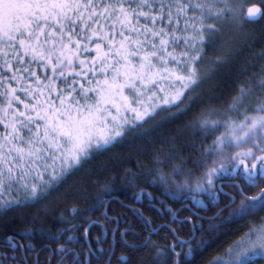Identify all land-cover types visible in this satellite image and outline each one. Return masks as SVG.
I'll return each instance as SVG.
<instances>
[{
    "label": "snow or ice",
    "instance_id": "snow-or-ice-1",
    "mask_svg": "<svg viewBox=\"0 0 264 264\" xmlns=\"http://www.w3.org/2000/svg\"><path fill=\"white\" fill-rule=\"evenodd\" d=\"M257 20L250 0H0V264H186L209 205L208 231L245 229L213 264H264ZM80 172L83 205L50 220Z\"/></svg>",
    "mask_w": 264,
    "mask_h": 264
},
{
    "label": "trees",
    "instance_id": "trees-1",
    "mask_svg": "<svg viewBox=\"0 0 264 264\" xmlns=\"http://www.w3.org/2000/svg\"><path fill=\"white\" fill-rule=\"evenodd\" d=\"M251 3L256 5L264 4V0H250ZM249 32H254L257 36H264V20H257L252 23L248 27ZM260 47V44H257V49ZM245 57L241 58V62ZM235 68L231 70V73L234 74ZM222 79L225 81V91L227 90V86L232 83L231 74L228 70H225ZM119 151V150H117ZM106 159V157H97L96 160L92 162V164L88 165L84 171H87L88 168L94 167L99 161ZM134 163V161L132 162ZM131 166V165H126ZM84 175V172L77 173L75 176L68 179V181L59 189V192L56 193V196L53 197V202L47 205L49 211L50 220L55 217L58 218L61 213L68 215L73 206H82L84 201L79 199L80 192L79 188L81 187V177ZM91 191V188H90ZM130 195V193L128 194ZM56 197L59 198V202H56ZM121 199H124L125 203H129V201L125 198L124 194L121 193ZM174 208H180V204L170 205ZM223 207V204H221ZM112 208L115 211L110 212V215H115L119 212L120 206L118 204H113ZM36 209H32L31 211H26L23 215L26 217H31L35 214ZM216 212V207L209 205L206 209L201 210L200 215L203 217L200 223L203 225L204 232H197L196 239L199 240L203 235L204 239L207 243L202 247L198 248L192 256L186 258V264H211L212 261L215 260L216 257L225 253L228 249V246L232 244L235 240L239 239L242 231L245 229L241 228V224L239 223H229L224 227L220 228L218 231L210 232L209 229V217L213 216ZM187 213H181L180 215L185 216ZM98 215V214H97ZM153 215H155L153 213ZM224 216H227L228 213L225 211L223 213ZM93 219H96V216H93ZM160 223L161 221H157ZM163 222V221H162ZM218 223V222H216ZM189 226H185L183 229L184 234H188ZM93 235H96V232H93ZM163 236V233L161 237ZM111 237V229H109V239ZM154 239H158L154 237Z\"/></svg>",
    "mask_w": 264,
    "mask_h": 264
},
{
    "label": "rangeland",
    "instance_id": "rangeland-1",
    "mask_svg": "<svg viewBox=\"0 0 264 264\" xmlns=\"http://www.w3.org/2000/svg\"><path fill=\"white\" fill-rule=\"evenodd\" d=\"M160 223H162V221H161ZM220 257H222V258H224V259H227V258H228V253H227V251H226L225 253L221 254ZM211 264H213V261H212Z\"/></svg>",
    "mask_w": 264,
    "mask_h": 264
},
{
    "label": "flooded vegetation",
    "instance_id": "flooded-vegetation-1",
    "mask_svg": "<svg viewBox=\"0 0 264 264\" xmlns=\"http://www.w3.org/2000/svg\"><path fill=\"white\" fill-rule=\"evenodd\" d=\"M180 207H181V205H180ZM179 208V207H178ZM120 211H122L121 209H119V212ZM181 213H184V212H181ZM183 218H184V216L183 215H180L179 216V219H181V220H183ZM190 227V226H189ZM189 231V230H188ZM184 234V233H183ZM161 235H162V233H161ZM185 236L187 235V234H184ZM111 238V237H110ZM119 254V253H118Z\"/></svg>",
    "mask_w": 264,
    "mask_h": 264
}]
</instances>
